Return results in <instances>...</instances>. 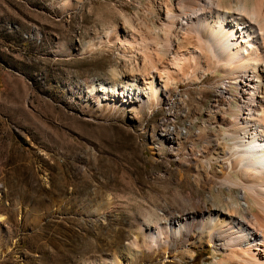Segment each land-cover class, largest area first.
Returning a JSON list of instances; mask_svg holds the SVG:
<instances>
[{"label": "rangeland", "instance_id": "1", "mask_svg": "<svg viewBox=\"0 0 264 264\" xmlns=\"http://www.w3.org/2000/svg\"><path fill=\"white\" fill-rule=\"evenodd\" d=\"M148 9V0H0V264H213L216 259L208 243L192 248L193 260L146 251L139 258L131 248L141 226L161 225L173 204L188 205L182 198L197 177L182 162L194 131L214 110L219 82L218 72L201 81L197 70L192 83L172 78L168 96L158 94V108L109 109L98 103L91 84L113 81L112 69L146 77L168 66L173 70V51ZM114 25L128 31L130 46L105 36ZM143 37L150 40L146 52L159 50L151 49L155 61L141 56ZM178 37L168 39L174 44ZM89 41L90 51L78 49ZM130 52L136 59L128 61ZM190 121L188 141L173 151L168 141L160 144L166 128L184 134ZM199 149L196 143L193 153ZM193 156L194 165L205 163ZM238 190L232 187L233 194ZM205 194L207 189L194 191L193 200Z\"/></svg>", "mask_w": 264, "mask_h": 264}, {"label": "bare ground", "instance_id": "2", "mask_svg": "<svg viewBox=\"0 0 264 264\" xmlns=\"http://www.w3.org/2000/svg\"><path fill=\"white\" fill-rule=\"evenodd\" d=\"M148 8L157 16L156 30L165 33V45L173 51L169 62L173 70L167 64L163 73L146 77V73L137 70L142 75L133 76L132 72L119 75L112 69L113 81L99 80L91 84L90 92L98 103L104 102L109 109L142 105L158 108V99L162 100L158 94L161 91L164 96L168 94L167 86L172 78L192 83L197 70L201 72V81L208 74L217 76L218 72L219 85H214V110H210L206 120L202 119L193 140L190 139L193 121L184 134L166 125L168 129L165 126L159 138L160 144L168 141L172 151L182 140H191L182 162L197 177L192 190L182 198L188 205L178 208L179 204H173L165 212L166 221L158 222L161 225L141 226L140 236L134 238L131 248L139 258L146 251L168 253L181 260L186 255L188 260H193L192 248L208 243L216 257L213 264H264V166L253 162L256 153L264 157V0H148ZM106 35L113 36L121 45L130 46L124 27L114 25ZM170 36L180 38L172 44ZM147 40L139 39L144 52L141 56L155 61L151 54L154 48L146 52L148 45H145L150 42ZM151 40L153 43L154 39ZM91 46L89 41L80 44L78 49L86 51ZM132 58L135 57L127 59ZM150 66L153 69L154 64ZM145 68L141 67L143 71ZM196 143L201 144V149L193 153ZM191 154L195 159L202 156L200 159L204 158L205 163L194 165L197 160L192 161ZM232 187L239 189L236 194L232 193ZM199 189H207V194L195 201L193 193Z\"/></svg>", "mask_w": 264, "mask_h": 264}]
</instances>
